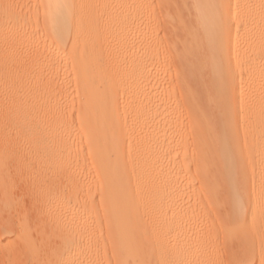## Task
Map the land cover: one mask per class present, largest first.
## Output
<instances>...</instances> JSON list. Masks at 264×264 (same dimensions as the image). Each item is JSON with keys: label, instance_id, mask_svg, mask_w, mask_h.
<instances>
[{"label": "bare ground", "instance_id": "bare-ground-1", "mask_svg": "<svg viewBox=\"0 0 264 264\" xmlns=\"http://www.w3.org/2000/svg\"><path fill=\"white\" fill-rule=\"evenodd\" d=\"M0 264H264V0H0Z\"/></svg>", "mask_w": 264, "mask_h": 264}]
</instances>
